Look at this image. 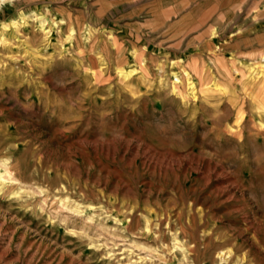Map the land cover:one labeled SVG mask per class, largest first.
I'll list each match as a JSON object with an SVG mask.
<instances>
[{
	"label": "rangeland",
	"instance_id": "obj_1",
	"mask_svg": "<svg viewBox=\"0 0 264 264\" xmlns=\"http://www.w3.org/2000/svg\"><path fill=\"white\" fill-rule=\"evenodd\" d=\"M18 10L62 27L0 43V264H264V0Z\"/></svg>",
	"mask_w": 264,
	"mask_h": 264
},
{
	"label": "bare ground",
	"instance_id": "obj_2",
	"mask_svg": "<svg viewBox=\"0 0 264 264\" xmlns=\"http://www.w3.org/2000/svg\"><path fill=\"white\" fill-rule=\"evenodd\" d=\"M9 2L13 3V2H15V0H0V15H3L4 9H5L6 5H7V3H9ZM31 18H32V20L29 22V19H31ZM61 22H62V20H58V19L50 20V19L42 16V14H40L38 12H35V11H31L29 13H25V12H23L21 10H18L17 14H15L14 16H11L7 21L0 22V43L3 40V36H4V33L6 32V29H9L11 31V33H13L15 35V37H17L18 34L21 37H26V35H30V34L33 35V36L37 35V31L35 30L36 27L38 29H40V31L42 32L41 35H43V37H44V39H46V41H51L52 37H53L54 27L61 28L62 27V23ZM71 31L72 30L70 29L69 32H71ZM31 64H33V63H31ZM35 64H37V63H35ZM131 70H133V69H131ZM133 75L134 74L132 73V71H127L125 73V78L131 79V78H133L132 77ZM259 105H260L261 108L264 109V105L262 103H259ZM142 221H143V219H142ZM176 246H178V245H176Z\"/></svg>",
	"mask_w": 264,
	"mask_h": 264
}]
</instances>
